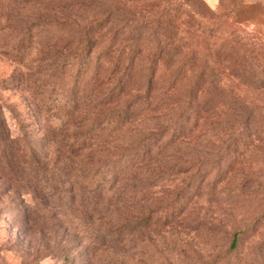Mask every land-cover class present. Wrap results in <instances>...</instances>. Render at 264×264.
Here are the masks:
<instances>
[{
    "label": "rangeland",
    "instance_id": "rangeland-1",
    "mask_svg": "<svg viewBox=\"0 0 264 264\" xmlns=\"http://www.w3.org/2000/svg\"><path fill=\"white\" fill-rule=\"evenodd\" d=\"M94 1L138 25L175 5L215 76L202 102L80 131L76 34L46 32L45 0H0V264H264V0Z\"/></svg>",
    "mask_w": 264,
    "mask_h": 264
},
{
    "label": "trees",
    "instance_id": "trees-1",
    "mask_svg": "<svg viewBox=\"0 0 264 264\" xmlns=\"http://www.w3.org/2000/svg\"><path fill=\"white\" fill-rule=\"evenodd\" d=\"M96 5L94 0H45L47 17L42 20L43 25L49 27L46 32L50 33L48 30L54 27L64 28L76 34L75 42H79L73 58L82 66L86 64L87 73L81 79L78 72L77 78L91 91L73 113L78 130H88L97 121L110 123L117 130L125 126L130 129L144 113L162 118L163 113L181 107L184 98L187 106L202 102L199 95L204 77L215 75L206 73V60L196 57L194 64L189 62L182 25L174 23L178 7L170 5L175 9L174 15L161 10L138 25L129 21L136 22V19L122 14L113 16L110 12H100L97 15ZM50 35L40 44L42 51L55 45L54 34ZM94 52L96 56L92 55ZM229 52L234 56L230 49L213 50L214 63L223 64L231 59ZM191 74L193 81H189ZM115 116L118 117L113 124L110 120ZM77 137L86 140L85 144L90 141L86 133L79 132ZM172 142L174 139L170 137L164 146ZM131 170L135 176L136 164ZM239 235L236 233L233 247Z\"/></svg>",
    "mask_w": 264,
    "mask_h": 264
}]
</instances>
